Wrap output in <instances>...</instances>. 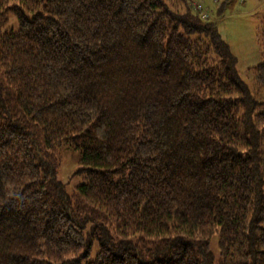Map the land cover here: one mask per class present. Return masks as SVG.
Masks as SVG:
<instances>
[{"label":"trees","instance_id":"16d2710c","mask_svg":"<svg viewBox=\"0 0 264 264\" xmlns=\"http://www.w3.org/2000/svg\"><path fill=\"white\" fill-rule=\"evenodd\" d=\"M254 78L190 0H0V264H264Z\"/></svg>","mask_w":264,"mask_h":264},{"label":"rangeland","instance_id":"374dc122","mask_svg":"<svg viewBox=\"0 0 264 264\" xmlns=\"http://www.w3.org/2000/svg\"><path fill=\"white\" fill-rule=\"evenodd\" d=\"M204 5V11L215 21L223 38L230 44L238 59V70L247 84L254 89L255 67L264 58L260 41L261 22L264 19V0H195ZM193 5V4H192ZM204 11L200 12L202 15ZM62 163L59 178L73 192L82 182L76 172L80 167V154L70 146L60 150ZM217 237L213 241L214 248ZM96 253V251H94Z\"/></svg>","mask_w":264,"mask_h":264},{"label":"built area","instance_id":"2783aa9c","mask_svg":"<svg viewBox=\"0 0 264 264\" xmlns=\"http://www.w3.org/2000/svg\"><path fill=\"white\" fill-rule=\"evenodd\" d=\"M190 1H191V3L195 6L196 10H197L199 13L202 12V11H204V5H203V4H201V3H197V2H195V0H190ZM204 12H205V11H204ZM206 15H207V12L203 13V14H202V17H203L204 19H210V18L207 17Z\"/></svg>","mask_w":264,"mask_h":264}]
</instances>
